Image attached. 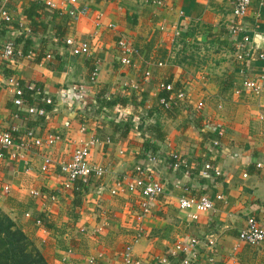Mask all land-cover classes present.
I'll list each match as a JSON object with an SVG mask.
<instances>
[{
	"label": "crops",
	"instance_id": "crops-1",
	"mask_svg": "<svg viewBox=\"0 0 264 264\" xmlns=\"http://www.w3.org/2000/svg\"><path fill=\"white\" fill-rule=\"evenodd\" d=\"M45 1L54 7L41 0H0V45L11 42L31 53L0 61V134L59 137L0 160V188L9 187L6 194L0 189V210L48 264H86L89 258L122 264L126 247L135 264H161L163 258L182 264L185 255L174 259L171 252L192 240L197 254L189 264H264V244L238 238L248 218L264 225V90L255 95L242 89L244 80L264 79V36L256 34L264 32V4L251 0L242 19L252 44L240 61L228 35L237 22L231 0ZM70 8L80 12L75 19L66 12ZM175 36L204 43L206 56L193 58L205 60L187 59L185 47L175 54ZM68 39L86 42L89 51L74 53ZM121 39L135 51L131 65L120 63ZM10 77L37 86L36 104L40 92L51 100L45 115L14 105ZM166 84L171 93L161 88ZM75 89L83 90L82 100ZM166 93L169 107L160 103ZM80 141H94L90 163L105 173L91 177L75 198L74 186L63 188L59 164L70 160ZM173 153L186 167L172 168ZM45 156L52 161L47 173L40 170ZM206 163L212 173L203 178ZM136 166L146 167L163 187L146 212L137 192L112 194L117 182H131ZM183 196H207L214 209L192 219L178 207Z\"/></svg>",
	"mask_w": 264,
	"mask_h": 264
},
{
	"label": "built area",
	"instance_id": "built-area-1",
	"mask_svg": "<svg viewBox=\"0 0 264 264\" xmlns=\"http://www.w3.org/2000/svg\"><path fill=\"white\" fill-rule=\"evenodd\" d=\"M46 6L54 7V5L45 0H41ZM77 0H69L71 4H75ZM153 3L156 5H162L163 0H153ZM232 4V15L237 22L232 24L228 28V35L231 40H234L235 47L237 51L236 58L242 61L246 57V53L250 48V43L252 44V40L249 35L244 33V27L241 25L242 19L246 16L251 0H231ZM259 4L263 5L264 0H259ZM68 16L72 19H75L79 11L74 8H70L66 11ZM1 15L3 18L8 21L6 13L2 12ZM244 33V34H243ZM243 34L240 41L238 42L237 37ZM257 35L264 36L263 33H256ZM66 44L74 49V53H87L89 51V46L86 42H76L74 39H68ZM118 48L120 50V63L122 65H131L130 56L135 53L134 49L130 46V44L121 39L118 41ZM31 53H24L20 49H16L13 43L8 42L0 45V61H15L20 58L30 57ZM259 60L264 62V50L259 54ZM97 77V70L92 72L91 79L94 81ZM7 84L15 96L14 105L17 107L24 105V99L22 98V89L20 88V84L13 77L8 78ZM34 88V87H33ZM29 88V89H33ZM161 88L171 93L174 89L170 84L161 85ZM242 89L244 91H252L255 95H259L262 90H264V79L261 77V80L247 79L242 83ZM74 95L77 100H82L83 90L75 89ZM183 93H179L177 95L178 98L183 97ZM171 96L168 98H162L160 103L165 107H169L171 105ZM45 103L47 105L51 104V100L46 98ZM27 112L32 115L43 116L45 115V110L40 108H35L34 106H29ZM18 117L17 115H15ZM13 131H16L15 129ZM58 136H48L46 139H42L40 137H36L31 131H28L23 134V136L19 139H15L13 136V132H3L0 134V160H2L5 155H9L11 158H17L22 151H26L31 147L38 148L44 145H52L54 141H56ZM94 141H80L79 146L73 151V154L69 161L61 162L59 164L60 173L64 179L63 188L64 190H70L73 188L75 182L77 180H81L82 183H87L91 177H101L104 175L105 170L101 167L94 166L90 163L89 154L90 149L93 146ZM172 161V168L181 169L182 167H186V164L180 159V157L173 153L170 155ZM154 159H150L153 161ZM52 163L51 159L47 156L42 158V166L40 170L43 173L48 172V168ZM201 176L203 178H207L210 173H212V167L210 164L206 163L203 165L201 170ZM218 174V173H216ZM1 192L4 194L8 193L9 187L3 186L0 188ZM119 191H128V192H137L141 198V208L146 212L149 211L148 204L149 202L158 195L163 193V187L160 183L154 181L152 177L148 174L146 167L144 166H136L134 170V175L132 177L131 182L127 184H122L121 182H117L116 189L112 190V194H116ZM33 196H37L38 192H33ZM217 200H221V196L216 197ZM178 207L181 211L190 213V217L192 219H196L197 215L200 213H206L212 211L214 209L213 201L207 196H201L199 198L183 196L178 200ZM38 225L41 223L38 221ZM239 240L248 245H263L264 244V225H260L256 219L250 217L247 219L246 227L240 231ZM214 244V239H209L207 242L208 246H212ZM197 245L196 240H192L188 245H177L174 250L171 252L172 258H177L178 254L185 255V258L181 261L182 264H189L192 259L196 258L195 246ZM95 259L89 258L86 264H94ZM161 264H170V261L163 258L160 260ZM122 264H135L131 255V247H126L123 254V262Z\"/></svg>",
	"mask_w": 264,
	"mask_h": 264
},
{
	"label": "trees",
	"instance_id": "trees-1",
	"mask_svg": "<svg viewBox=\"0 0 264 264\" xmlns=\"http://www.w3.org/2000/svg\"><path fill=\"white\" fill-rule=\"evenodd\" d=\"M26 17L30 18L29 12H26ZM20 83L22 89V98L24 104L34 106L35 108H44L48 110L45 105L46 97L40 92L39 102L36 104V95L38 91L37 86L29 89L30 85ZM164 96V95H163ZM162 98H168V94ZM89 182V181H88ZM82 183L77 180L74 185V196L80 198L84 191L87 189L89 183ZM75 202V201H74ZM78 205V201H76ZM45 223L44 219H41ZM48 228V225H44ZM0 264H48L40 253L39 249L35 246L27 235L6 215L0 210Z\"/></svg>",
	"mask_w": 264,
	"mask_h": 264
},
{
	"label": "rangeland",
	"instance_id": "rangeland-1",
	"mask_svg": "<svg viewBox=\"0 0 264 264\" xmlns=\"http://www.w3.org/2000/svg\"><path fill=\"white\" fill-rule=\"evenodd\" d=\"M175 37L176 38L173 39L172 44H171L173 52L175 54L177 53V54L181 55V51H183L184 50L183 47H185V48L189 49V51L187 49L185 50V54L186 55H190V56H186L187 59H190L193 62L196 61V60L199 61V62H202V61L205 60V58L204 59L203 58L199 59L198 56L193 58V56L196 55L197 53H200L201 55L206 56V54H205L206 52L204 53V51L207 48L204 46V43L198 45L196 43L189 42V44H188V43L184 42V40L182 39L183 37L182 38H181V36L180 37L179 36H175ZM185 45H187V46H185ZM215 48H217L218 50L220 49V47H215ZM177 57L179 58L180 56H177ZM179 59H183V58L180 57ZM27 237L29 238V236H27ZM29 239L32 241L31 238H29Z\"/></svg>",
	"mask_w": 264,
	"mask_h": 264
},
{
	"label": "water",
	"instance_id": "water-1",
	"mask_svg": "<svg viewBox=\"0 0 264 264\" xmlns=\"http://www.w3.org/2000/svg\"><path fill=\"white\" fill-rule=\"evenodd\" d=\"M262 45H263V48H264V37H262Z\"/></svg>",
	"mask_w": 264,
	"mask_h": 264
}]
</instances>
